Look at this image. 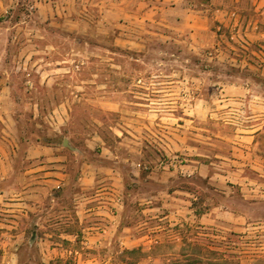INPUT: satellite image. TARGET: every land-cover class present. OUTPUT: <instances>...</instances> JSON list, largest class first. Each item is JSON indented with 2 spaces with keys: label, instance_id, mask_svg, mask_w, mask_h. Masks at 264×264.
<instances>
[{
  "label": "rangeland",
  "instance_id": "obj_1",
  "mask_svg": "<svg viewBox=\"0 0 264 264\" xmlns=\"http://www.w3.org/2000/svg\"><path fill=\"white\" fill-rule=\"evenodd\" d=\"M61 1L0 0L21 139H66L71 172H95L38 224L73 233L43 237L48 264H264V197L249 195L264 173L223 164L221 138L264 105V0H166L146 18L142 0L107 16Z\"/></svg>",
  "mask_w": 264,
  "mask_h": 264
},
{
  "label": "crops",
  "instance_id": "obj_2",
  "mask_svg": "<svg viewBox=\"0 0 264 264\" xmlns=\"http://www.w3.org/2000/svg\"><path fill=\"white\" fill-rule=\"evenodd\" d=\"M92 1L99 12L106 16L116 8H121L124 2ZM69 2L70 0L60 2L62 12L66 15L70 14ZM165 2L166 0H142V17L146 18L144 15L147 12L154 14L158 9H162ZM173 2L174 6L187 4L186 0ZM10 88V84L0 85V264H48L51 256L50 245L43 237L56 233H73L64 230L52 232L51 229L40 227L42 221L50 219L53 202H63L61 195L71 183L72 175H76L77 180L85 183V186L81 182L75 183L80 184L79 189L83 190L91 186L95 172L89 160L82 161L79 169L71 172L63 152L66 148L63 139L60 146L55 142H45L44 135L21 139L17 114L9 109L15 101L4 94ZM263 108L264 105L258 109L260 113L253 115L250 123H240L238 132L221 136L223 140L228 141L230 149L228 156H224L228 161H222L223 164L249 166L264 173V144L260 140L264 135H261L264 131ZM203 138L211 137L203 134ZM69 149L75 151L73 147ZM112 156L116 157L114 152ZM114 173L117 171L114 170ZM178 191L176 188L171 189L168 195L171 199H179ZM250 191L251 198L264 197V182L255 181ZM114 198L117 199V195ZM254 202L255 200H252V203ZM239 217L243 218L241 212L235 213L233 220L237 222Z\"/></svg>",
  "mask_w": 264,
  "mask_h": 264
},
{
  "label": "built area",
  "instance_id": "obj_3",
  "mask_svg": "<svg viewBox=\"0 0 264 264\" xmlns=\"http://www.w3.org/2000/svg\"><path fill=\"white\" fill-rule=\"evenodd\" d=\"M165 165H171V166H174L175 165V161L173 159H169L168 161H166L164 163Z\"/></svg>",
  "mask_w": 264,
  "mask_h": 264
},
{
  "label": "water",
  "instance_id": "obj_4",
  "mask_svg": "<svg viewBox=\"0 0 264 264\" xmlns=\"http://www.w3.org/2000/svg\"><path fill=\"white\" fill-rule=\"evenodd\" d=\"M67 143L66 139H63V144L65 145Z\"/></svg>",
  "mask_w": 264,
  "mask_h": 264
}]
</instances>
